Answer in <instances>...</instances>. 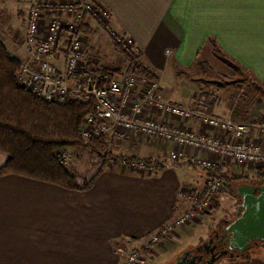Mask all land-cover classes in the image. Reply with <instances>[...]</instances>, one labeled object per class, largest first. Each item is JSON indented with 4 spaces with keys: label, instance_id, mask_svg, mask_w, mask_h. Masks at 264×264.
I'll list each match as a JSON object with an SVG mask.
<instances>
[{
    "label": "crops",
    "instance_id": "1",
    "mask_svg": "<svg viewBox=\"0 0 264 264\" xmlns=\"http://www.w3.org/2000/svg\"><path fill=\"white\" fill-rule=\"evenodd\" d=\"M68 1H95L111 14L107 28L98 20H84L80 33H89L93 39L87 41L82 35L85 58H90L87 49L90 41L96 46L97 36L106 37L110 43L111 32L131 38L137 52L130 56L153 73L163 100L190 107L201 91L188 75L195 68L200 71V63L209 60L225 63L223 67L236 72L238 80L252 84L237 90L238 94L248 92L264 98V0ZM19 4L0 0V43L18 61L24 58L21 48L29 10L28 6L24 13ZM113 50L130 64L128 54L114 46ZM17 52H23L20 58ZM84 66L99 69L85 60ZM226 87L218 85L212 93L217 98L212 114L250 124L249 117L253 119L256 113H249L261 109L252 108L250 102L243 106L244 111H232L233 92ZM183 124L195 132L210 134L195 122ZM174 148L160 139L133 134L121 145L119 156L166 163ZM4 160L0 154V167ZM170 163L144 170L106 165L86 191L12 174L0 176V264H123L130 250L143 247L159 229L192 208L191 202L180 197L184 189H202L205 172L201 179H194L187 168L204 169L186 161ZM180 163L184 166L182 179L177 175ZM218 167H222V173L231 169L225 164ZM232 174L245 177L236 169ZM204 219L197 218L157 245L151 244L147 248L150 256L155 260L167 254L177 256L173 251L178 242L184 245L186 229L194 224L202 226Z\"/></svg>",
    "mask_w": 264,
    "mask_h": 264
},
{
    "label": "built area",
    "instance_id": "2",
    "mask_svg": "<svg viewBox=\"0 0 264 264\" xmlns=\"http://www.w3.org/2000/svg\"><path fill=\"white\" fill-rule=\"evenodd\" d=\"M88 17L107 28L109 19L94 2L37 0L30 5L24 36L26 57L19 61L17 74L22 90L45 103L91 102L81 133L87 140L106 136L121 142L139 134L173 144L175 148L169 159L186 161L204 170L228 163L237 172L264 167V116L256 122L242 124L163 100L153 73L136 60L126 72L115 75L103 87L97 82L85 83L81 76L85 71V45L80 27ZM110 36L123 52L131 55L137 52L131 38L113 32ZM189 121L208 129L210 134L185 127L183 123ZM68 159L67 153L58 151L59 163L67 165ZM120 166L133 170L151 168L140 161L124 159ZM224 190L219 178H205L201 190L184 189L180 197L191 202L192 208L159 229L143 248L157 245L175 229L207 216L216 202L215 196ZM143 262L138 249H132L123 264Z\"/></svg>",
    "mask_w": 264,
    "mask_h": 264
},
{
    "label": "trees",
    "instance_id": "3",
    "mask_svg": "<svg viewBox=\"0 0 264 264\" xmlns=\"http://www.w3.org/2000/svg\"><path fill=\"white\" fill-rule=\"evenodd\" d=\"M110 39L117 51L127 55L114 43L111 36ZM128 55L131 57L129 65H132L135 63V58ZM18 71L19 61L12 57L0 43V154L5 158L0 167V176L12 174L52 183L68 190H88L98 174L87 182L77 181V176L70 171L69 166L59 163L57 158L58 151L73 157L69 152L70 149L87 150L97 155L99 159H105L110 155L107 148L109 143H113L111 139L106 136L89 140L82 137L83 120L90 114L91 102L66 101L63 105H57L38 101L19 87ZM118 74H120L118 69L87 68L81 76L85 83L97 82L99 87H103ZM200 91L189 109L215 116L212 114L213 105H215L213 95L201 89ZM243 95L247 96L245 92L242 94L236 92L232 94V99L237 105L244 106L241 104L244 99ZM115 158V164L118 165L123 159L130 162L140 161L154 169L164 168L163 165L166 164L158 161L152 163L148 159L127 156H116ZM187 165L193 166L190 163ZM221 168L204 170V179H221L225 185L223 193L240 202L236 196V188L241 184L252 182L247 177L233 175L230 170L222 173ZM256 174L255 183L263 185L264 167L256 170ZM215 199H219V195L215 196ZM217 224H221V219ZM261 246V243H250V248ZM138 251L142 255L143 253L149 255L147 252L149 250L143 247Z\"/></svg>",
    "mask_w": 264,
    "mask_h": 264
},
{
    "label": "rangeland",
    "instance_id": "4",
    "mask_svg": "<svg viewBox=\"0 0 264 264\" xmlns=\"http://www.w3.org/2000/svg\"><path fill=\"white\" fill-rule=\"evenodd\" d=\"M15 1L17 3H20L19 8L24 10V13H26L25 11H27L28 6L30 7V5L37 0H34L33 2H30L31 0H25L26 3L23 0H15ZM91 2L92 1H87L84 3H91ZM28 3H30V5H28ZM94 3L98 4V2H95V1ZM100 7L103 8L102 6ZM104 11L108 19H110L111 14L109 13V11H107L106 9H104ZM82 35L87 41L90 40L91 39L90 36H92L89 33H85ZM99 38L101 39L103 38L105 43L103 40H98ZM95 40L97 42V44H95L96 46H94L92 42L90 41V44L87 49L88 51L87 56L90 58H85V61H87L91 67H94V66H96L97 68L107 67L110 69L117 68L120 71V73L126 72L127 70L126 67H129V62H126L124 58L119 57L120 55L116 51L113 50V45L110 43V40L106 39V37H103L102 35L99 37L97 36ZM17 45L19 46V43ZM21 49H24V53L21 52L19 54V52H17L16 56L18 58L22 56V53L24 54V57H26V51H25L24 46ZM84 51H86V49H84ZM94 55L97 57L93 58ZM19 61H22V60H19ZM200 65L202 67L200 68L201 70L198 71V68L191 70L190 71L191 74L190 76L188 75V77H190L191 78L190 80H193L194 81L193 83L196 84L197 87H200L202 91H208V93L214 94L216 91L215 88L218 85H221V86H227L226 87L227 90L232 91L234 94L237 92V90L239 91L243 89V87L250 88L252 86V84L249 81L238 80V78H236V76H238L236 72H231L230 70H228L227 67H223V66H226L225 63L213 62L209 60L206 63H200ZM223 76L225 77L221 78ZM244 95L242 96L244 98L243 101L241 102L242 105H248L251 102L252 103L251 106L254 105L252 108L256 106V108L261 109V111H256V112H255V109H253L249 113L251 115L256 113L255 114L256 116L253 119L251 116L249 117V121L251 120L250 122L252 121L256 122L257 120L261 119L264 116V98H260V97L257 98L256 95H253V94L249 95V93L248 94L246 93L247 96H244ZM213 97L216 102L217 98L215 96ZM218 98L222 100V95H218ZM232 101L234 100L232 99ZM230 108L232 111L235 110V112H237L238 110L244 111L243 109H246L245 107L241 105H237L235 103L230 104ZM249 109H251V107H249ZM237 123H240V122H237ZM241 123H244V122H241ZM131 137L132 135L130 136L128 140L121 141V142H116L112 140L116 144L109 143L107 152L110 153V155L106 156L105 159H99L97 155H94L87 150L81 151L78 149H70L69 152L73 155V157L72 156L70 157L69 155V159L67 161L68 164L66 166H69L70 171L73 172V174L77 176V181L87 182L90 179H92L95 175H97L102 169H106V165L115 164L114 163L115 160L113 161V159H116L115 158L116 156L121 155L119 154L121 145H125V143L129 142L131 140ZM165 162L170 163L172 161L167 159ZM228 165L229 163L226 164V168H231L229 167L230 165L229 166ZM181 166H182V163H180V167ZM183 167L177 170V175L180 179H182L184 176L182 172ZM233 169H235L234 166H233ZM233 169L231 168L229 170L233 173ZM187 172H190V174L192 175L194 179L198 177L201 179L202 178L201 176L204 175V171H202L201 169L194 170L188 167ZM242 173L244 174L245 177L250 178L249 180L252 183H255V179L257 178L256 171L246 168ZM220 197L223 198L222 199L223 201L220 200ZM239 204L240 202L238 200H233L228 195L223 194L221 192V194H219V199H217L216 202L212 204L213 208L211 209L210 213L207 215L208 217H205V216L202 217L203 219L205 218L204 219L205 221H203L204 224H202V226H200L199 224H194L193 227L189 226L186 229V233H185L186 239L185 238L183 239L184 245L185 244L186 245L185 246L181 245L178 242L175 246V250L173 251L174 253H176L175 255L177 256L168 257L171 254H167L165 256H162L160 260H155L153 257L150 256V251H147L149 255H145L143 253L144 259H145L144 264H172L173 262H176L177 258L185 252V249L193 250L203 245L204 243L208 242L209 238L213 235V232L215 230L218 220L222 217H225V214L234 215L235 208ZM159 252L161 253V251ZM140 254L142 255V253ZM215 264H264V246L255 247V248H250L249 246V250L243 254H240L237 259H228V260L221 259Z\"/></svg>",
    "mask_w": 264,
    "mask_h": 264
},
{
    "label": "water",
    "instance_id": "5",
    "mask_svg": "<svg viewBox=\"0 0 264 264\" xmlns=\"http://www.w3.org/2000/svg\"><path fill=\"white\" fill-rule=\"evenodd\" d=\"M236 196L240 200L236 209L237 217L226 223L222 237L227 243V251H236L240 255L249 250L250 243L264 246V185L241 184L236 188ZM185 255L186 252L181 254L174 264H184ZM217 259H211L209 264Z\"/></svg>",
    "mask_w": 264,
    "mask_h": 264
},
{
    "label": "flooded vegetation",
    "instance_id": "6",
    "mask_svg": "<svg viewBox=\"0 0 264 264\" xmlns=\"http://www.w3.org/2000/svg\"><path fill=\"white\" fill-rule=\"evenodd\" d=\"M264 185V184H263ZM256 186H262L257 185ZM236 209L234 215L225 214L226 218H220L221 224H217L216 228L213 232V235L209 238V241L201 245L198 249H191L186 251V255L183 258L184 264H209L211 259H217L216 262L220 261L221 259L228 260V259H237L239 254L236 251H227V243L225 242V238L222 235L225 233L222 229L226 226V223L231 222L233 219L237 217ZM232 220H230L229 218ZM258 244H256L257 246ZM180 257V256H179ZM179 257L176 261L179 260ZM173 262L172 264H174Z\"/></svg>",
    "mask_w": 264,
    "mask_h": 264
}]
</instances>
